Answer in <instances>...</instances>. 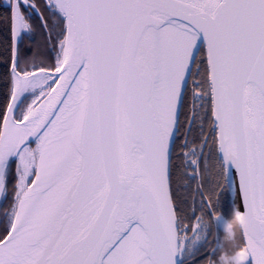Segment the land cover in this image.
Returning <instances> with one entry per match:
<instances>
[{
  "label": "snow or ice",
  "instance_id": "snow-or-ice-1",
  "mask_svg": "<svg viewBox=\"0 0 264 264\" xmlns=\"http://www.w3.org/2000/svg\"><path fill=\"white\" fill-rule=\"evenodd\" d=\"M6 12L0 264H218L225 226L219 264H264V0ZM30 13L47 56L21 55Z\"/></svg>",
  "mask_w": 264,
  "mask_h": 264
},
{
  "label": "trees",
  "instance_id": "trees-1",
  "mask_svg": "<svg viewBox=\"0 0 264 264\" xmlns=\"http://www.w3.org/2000/svg\"><path fill=\"white\" fill-rule=\"evenodd\" d=\"M6 6L7 0H0V104H6L8 98V80L5 65L10 59L11 37L6 24L2 20L7 14ZM32 25L37 34L34 31L33 35L24 38L20 45L21 55L24 58H30L35 53L47 56L49 54L48 45H45L43 34L35 22ZM9 187L11 188V185ZM4 206H7V202H4Z\"/></svg>",
  "mask_w": 264,
  "mask_h": 264
},
{
  "label": "flooded vegetation",
  "instance_id": "flooded-vegetation-1",
  "mask_svg": "<svg viewBox=\"0 0 264 264\" xmlns=\"http://www.w3.org/2000/svg\"><path fill=\"white\" fill-rule=\"evenodd\" d=\"M31 15V23L35 22L39 29L41 30V33L43 34V40L45 41V45H47V36L46 33L41 29L40 27V20L38 18V16L35 13H30ZM220 190L217 189V192H219ZM191 193H188L189 196V200H188V210L191 211L192 208V200H191ZM213 198L215 200V194H213ZM220 207L218 208V211H222V213L227 217L228 221L231 222V220L233 219V215H232V211H231V204L229 201V197H228V193H224L221 192L220 193ZM196 203H197V207L199 206V197H196ZM197 214L199 215L200 213L197 212ZM219 241L220 244L223 246L222 248L217 249V245H216V237L215 236H210L209 237V241L210 244L209 246H207L204 251L209 253V255H211L213 249H217L215 252V255L212 256V258L214 260H216L219 264L220 261V257L224 256L226 253H230L231 252V244L227 238V231H226V226L224 229H221L219 231Z\"/></svg>",
  "mask_w": 264,
  "mask_h": 264
},
{
  "label": "water",
  "instance_id": "water-1",
  "mask_svg": "<svg viewBox=\"0 0 264 264\" xmlns=\"http://www.w3.org/2000/svg\"><path fill=\"white\" fill-rule=\"evenodd\" d=\"M228 197H229V201H230V204H231V201H232L235 197L232 196L230 193H228Z\"/></svg>",
  "mask_w": 264,
  "mask_h": 264
},
{
  "label": "rangeland",
  "instance_id": "rangeland-1",
  "mask_svg": "<svg viewBox=\"0 0 264 264\" xmlns=\"http://www.w3.org/2000/svg\"><path fill=\"white\" fill-rule=\"evenodd\" d=\"M34 31H35V33L37 34V31H36V30H34ZM34 31H33L32 33H29V34L25 35L24 38L27 37V36L33 35V34H34ZM23 40H24V39H23ZM6 202H7V201H5V203H6Z\"/></svg>",
  "mask_w": 264,
  "mask_h": 264
}]
</instances>
